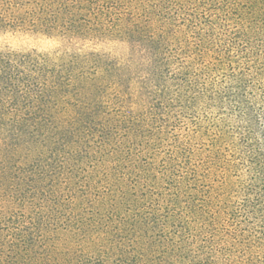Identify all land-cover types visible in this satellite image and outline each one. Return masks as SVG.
Segmentation results:
<instances>
[{
  "label": "trees",
  "instance_id": "trees-1",
  "mask_svg": "<svg viewBox=\"0 0 264 264\" xmlns=\"http://www.w3.org/2000/svg\"><path fill=\"white\" fill-rule=\"evenodd\" d=\"M0 264H264V0H0Z\"/></svg>",
  "mask_w": 264,
  "mask_h": 264
},
{
  "label": "rangeland",
  "instance_id": "rangeland-1",
  "mask_svg": "<svg viewBox=\"0 0 264 264\" xmlns=\"http://www.w3.org/2000/svg\"><path fill=\"white\" fill-rule=\"evenodd\" d=\"M0 43H8L13 47H36L39 49H46L50 47V43L45 40L34 41L26 36H0Z\"/></svg>",
  "mask_w": 264,
  "mask_h": 264
}]
</instances>
